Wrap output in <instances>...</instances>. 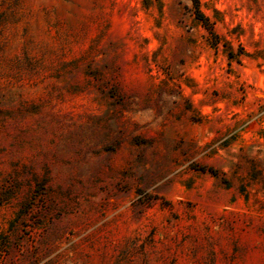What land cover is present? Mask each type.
<instances>
[{
  "label": "rangeland",
  "instance_id": "374dc122",
  "mask_svg": "<svg viewBox=\"0 0 264 264\" xmlns=\"http://www.w3.org/2000/svg\"><path fill=\"white\" fill-rule=\"evenodd\" d=\"M199 6L0 0V264H264V0Z\"/></svg>",
  "mask_w": 264,
  "mask_h": 264
},
{
  "label": "trees",
  "instance_id": "16d2710c",
  "mask_svg": "<svg viewBox=\"0 0 264 264\" xmlns=\"http://www.w3.org/2000/svg\"><path fill=\"white\" fill-rule=\"evenodd\" d=\"M193 3L194 11H195V16L203 22V24L207 23V19L204 15V13L201 11L200 6H199V0H191ZM204 168V167H202Z\"/></svg>",
  "mask_w": 264,
  "mask_h": 264
}]
</instances>
